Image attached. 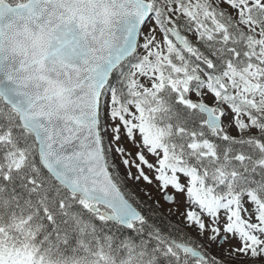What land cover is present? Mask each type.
<instances>
[{
  "label": "snow or ice",
  "instance_id": "6c2138e0",
  "mask_svg": "<svg viewBox=\"0 0 264 264\" xmlns=\"http://www.w3.org/2000/svg\"><path fill=\"white\" fill-rule=\"evenodd\" d=\"M0 264H264V0H0Z\"/></svg>",
  "mask_w": 264,
  "mask_h": 264
},
{
  "label": "rangeland",
  "instance_id": "374dc122",
  "mask_svg": "<svg viewBox=\"0 0 264 264\" xmlns=\"http://www.w3.org/2000/svg\"><path fill=\"white\" fill-rule=\"evenodd\" d=\"M153 194L156 195V193L153 191ZM141 195H143V193L141 192ZM164 211H166V206H165V209Z\"/></svg>",
  "mask_w": 264,
  "mask_h": 264
}]
</instances>
